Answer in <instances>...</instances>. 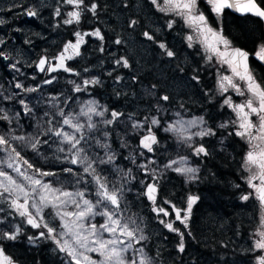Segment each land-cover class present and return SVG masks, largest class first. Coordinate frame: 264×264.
Here are the masks:
<instances>
[{
    "label": "rangeland",
    "instance_id": "obj_1",
    "mask_svg": "<svg viewBox=\"0 0 264 264\" xmlns=\"http://www.w3.org/2000/svg\"><path fill=\"white\" fill-rule=\"evenodd\" d=\"M157 3L163 6V0L162 2L157 0ZM135 6V13L139 16L141 10L139 0H136ZM156 7L155 5L154 8L157 9V14L163 16L172 13L174 17H179L185 23L184 18L175 14V12H163ZM57 8L60 9L61 13L59 16L55 15ZM28 9L38 13L37 16L30 19V22L25 20ZM73 10L83 11V9H74L72 5L64 3L63 0H0V20L4 21L0 24V40L4 41L3 44H0V51L10 58L5 60L0 57V92L3 93V96H0V108L5 109L12 118L11 122L0 120V135H7L12 147L23 158L15 163L23 171L38 176L53 188H62L67 191L84 190L85 185L83 182L78 184L75 175L64 171L66 168H71L73 172L82 173L83 168L80 165H72L64 159L65 153L57 151V148L62 146L57 137L54 135L45 136L42 133L50 126L62 127L64 131L71 133L73 131L71 128L62 125V117L55 115L53 118V114L58 109H63L65 113L78 114L83 105L89 101H94L101 109H107V112H105L103 118L93 116V121L99 122L101 119H110L112 111L121 113L118 120L111 126L99 125L101 129L108 131L107 143L116 156L112 164L99 165V168L104 169L103 175L108 177L116 187L123 188L121 204L123 211L121 215L135 221L139 228L143 230L142 234L147 237L146 240L140 243L134 242L133 248L124 254L127 262L139 261L140 256L136 249L143 248L144 254L149 257L152 264H163L164 261H166L165 264H171L172 262H177L176 264H246V259L249 264H258L259 258L264 256V250L255 248L254 244L259 239L258 231L264 230L261 229L262 219H264V206L258 200L255 189L249 187L247 182L249 176L252 175V172L246 171L244 168V158L250 150L248 139L241 138L247 143V147L243 150V159L240 161L241 171L239 173L243 185H239V188H242L243 191L237 196V200H240V202H237V207L238 209H250L251 200L256 199L257 216L255 217V214L252 213L250 215L242 213L243 217H237L233 214L232 220L231 218H225L222 213L211 214L208 211L202 215L201 207L205 206L203 209L208 208V206L213 208L216 207V204L207 201L206 190L202 194L198 193V189L204 181L203 173L206 165H203L204 162L200 160L205 155L195 153V148L201 146L203 142L205 150L209 153L207 156L219 151L223 155H229L230 159L234 157L235 151L230 147V141L231 139L233 141V137L227 136L223 132L226 129H232L236 132V123H229L230 121H236V114L229 107L230 115L229 113L228 115L225 114L223 118L220 115L221 117L216 120L217 113L210 105H216L219 111L224 107L225 99L231 98L233 104L243 103L247 99V93L241 96L229 87L231 97H223L222 100L220 97L222 92L218 86V81L222 75L218 68L217 72L213 71L212 65L215 61H213L211 51L206 50L202 41L199 42L202 36L195 30L194 26L185 23V27L190 29L188 36L193 39L189 41L188 36L181 39L179 34L175 35L178 22L169 19L164 25L161 19L155 16H153L151 24L149 23L153 37L151 42L146 41L143 30L138 31L137 29L135 31L137 33L136 37L133 36V32L128 35L127 41L122 43L126 46V49L122 50L115 60H106L105 57L99 60V58L90 57L87 61L86 56L79 48V55L74 56L73 54L71 59L72 69L76 70L75 74L68 75L61 71L38 73L35 69V63L40 55L45 54L50 57V60H53L63 51L65 44L69 43V40L62 37L61 29L63 30L64 27L70 28L77 24L76 22L72 24L64 23V20L68 18L67 13ZM123 10V13L127 12L126 9L123 8ZM123 13L120 16L123 17ZM64 14L65 18H61L62 20L59 21L58 18L61 15L64 16ZM132 20L138 23V18L135 17ZM169 22H172L171 28L168 27ZM33 23L41 24V27L37 28ZM46 23L48 28L43 27ZM12 33L16 34V37L10 40L7 39V36ZM28 33H31V35H28ZM19 36H21V41L16 40ZM60 39L64 42H61ZM164 39L167 42L163 43L162 40ZM37 40L40 43H36ZM116 40L118 39H115V43ZM196 42H199V47L203 53L201 56L179 52L181 50L180 43H184L182 48L185 45L186 48L192 49ZM190 43L191 47H189ZM161 44L165 45V48L162 49ZM116 45L121 44L116 43ZM97 51L99 54L102 53L101 47ZM167 51H172L174 56H167ZM124 60H127L128 67L123 66ZM216 60L220 63L218 57ZM106 61L114 63L116 67L111 66V64L110 67H107ZM117 61H121V63H117ZM13 64L16 65L15 69L11 67ZM200 71H205L206 75H203V77L207 83L214 82L216 85L210 92L203 91L206 90L203 85H197L200 82V79L198 80ZM111 73L114 75H111ZM228 76L232 75L228 74ZM193 77H196V79H193ZM93 79L98 80L99 83L84 85L85 80L91 81ZM47 80L52 82L45 83ZM233 80L235 82L234 77ZM18 82L23 84L24 88H35L36 91L26 92L23 89H17L15 84ZM77 85L82 89L80 92L75 91ZM153 85H155V88H153ZM99 89H102L101 91H105V93L109 89V97L95 96L92 90L100 93ZM199 89L203 91L202 95L204 97L198 93ZM13 94H15L14 99H4V97ZM234 94H237L238 98L234 99ZM164 95H168L170 100L163 101L159 99ZM214 95L217 97L215 98ZM21 100L32 109L31 113L25 112L24 106L20 104ZM109 101H111L110 104ZM202 104L205 107L201 106ZM46 112L49 113L47 117H45ZM17 113H19L18 116ZM206 113H212V115L207 116ZM0 115H3V113H0ZM197 117H203L205 124L188 129V133H194L199 131L200 128L208 127L214 130L215 135L210 137L193 136L190 143H185L180 139V133L165 131L169 124H175L179 120L188 121ZM152 118L158 119L160 124L152 125ZM77 119L80 123L87 122V118L84 116H77ZM48 120H52L53 125H49ZM133 121L140 122L142 126L133 128ZM221 124H226L227 127H220ZM149 127L158 141L157 144L153 145L152 152L140 147V138L148 134ZM188 133H185V135ZM37 135H39L41 141L47 140L48 143H41L36 151L24 141L11 139L12 136L27 138ZM91 135H94L101 143L105 142L102 132H95ZM90 143L92 144V152L103 157L104 149L97 146L94 140H90ZM125 143L126 146H122ZM253 143H256V141ZM246 150L247 152L244 153ZM10 155L15 156L11 148L0 145V171H5L14 179L21 180L13 169L7 167V163L10 162ZM181 157L184 158L186 164L179 163ZM23 160H27L33 167L29 169L27 165L23 164ZM173 160L178 163L171 168H167L166 165ZM141 165L145 167L142 168ZM178 166L197 168V179L189 180L186 176L174 171V168ZM36 169H40L41 172L52 173V175L39 176L35 171ZM116 169L123 172L131 170L127 183L121 179V175ZM255 171L256 169H253V172ZM86 179L90 180V177H86ZM150 183L157 186L158 198L155 201H159H147L149 203L147 207L150 211L156 207V211H153L151 217L145 214L148 210L145 209L144 202L141 200L143 196L145 197V188ZM253 183L258 185L259 180H254ZM173 187H175V192H171ZM169 191L172 196H175L174 202L171 201ZM245 195L248 196L247 200L242 199ZM189 196L199 197L202 205L199 207V213L195 218L191 213L188 215L186 227L185 223L177 219V210L183 218L187 211ZM86 198L93 202L96 201L94 184L87 186ZM160 209H163V211H160ZM44 215L45 220H50L59 230L60 220L54 218L55 214L50 208L44 210ZM249 217L253 220L248 221ZM245 220L248 223L254 222L251 226L253 229L249 232L244 229L248 226L240 228L242 223L244 225ZM89 222L99 225L104 223V217L97 215L90 218ZM166 223H172L173 227L179 230V235L176 234L177 231H170L166 228ZM193 224L195 225L191 230L190 226H193ZM26 226L32 228L26 223L25 218L17 215L9 207L7 201L0 202V232L15 231L17 227L21 229V234L17 240H0V242L8 243L13 250L16 249L17 243H20V241L29 250L36 249L42 243L40 242L41 239L34 244H30L28 241L29 236L25 241L20 238ZM32 229L37 230L36 233L46 231L43 228ZM180 232L183 234V252L179 251ZM103 236L108 238L107 233H104ZM228 242L233 244L238 242L241 250L232 255ZM50 247L55 251H59L54 242ZM243 248L245 249L243 250ZM190 250H196L197 252L191 254ZM222 251L226 253V255H223L226 258L219 255V253L223 254ZM158 253H161L164 257L163 260ZM86 255L95 261L102 259L96 252H88ZM59 259L61 264H69L70 262V258L64 252L59 251Z\"/></svg>",
    "mask_w": 264,
    "mask_h": 264
},
{
    "label": "snow or ice",
    "instance_id": "obj_2",
    "mask_svg": "<svg viewBox=\"0 0 264 264\" xmlns=\"http://www.w3.org/2000/svg\"><path fill=\"white\" fill-rule=\"evenodd\" d=\"M64 3L72 5L74 9H85L94 15L97 12L98 5L92 2L90 5L85 4V0H63ZM211 6V10L219 18L225 9H234L242 13H250L251 15L264 20V6H261L257 0H207ZM153 5H156L160 11L175 12V14L184 18L185 23L189 26H194L195 30L203 37L202 43L205 45L206 50L216 54L224 63L228 64L231 69L232 76H222L218 81V86L221 92H226L228 88H232L238 95L244 96L247 93V99L243 103L233 104L231 98H227L224 104L232 108L236 114V121L229 123H236L237 130L236 136L247 138L250 150L246 153L244 158V168L246 171L252 172L247 182L249 187L254 188L258 194V199L262 206H264V84L258 83L248 69V53L240 48H231L230 41L223 35L222 30L215 31L209 26L208 20L203 12L197 9V0H163V6L158 5L157 0H151ZM26 14L28 16H37V12L28 9ZM60 9L57 8L55 15L59 16ZM67 19L64 20L65 24L78 23L81 17L80 10H73L67 13ZM4 23L0 20V24ZM137 21L132 20L131 27L136 25ZM168 27H172V22H169ZM92 35L103 39L99 29L95 30ZM77 39L74 43L69 42L65 44L63 51L53 58L54 63H49L46 57L40 58L36 67L42 72H53L62 68L65 72H71L72 69L65 65V60H70L73 57L66 55L71 50L74 55H79L80 45L83 43V35L79 32L75 33ZM144 36L151 40L153 37L145 32ZM211 37V42L209 41ZM193 38L188 37L191 41ZM4 41L0 40V44ZM117 44L121 40H116ZM222 44L226 50L230 51L221 52L218 45ZM163 49L165 45L161 44ZM191 47V43L189 44ZM257 58L264 61V44H261L256 53ZM167 56L172 57L174 53L167 51ZM0 57L7 60L10 59L8 55L0 51ZM211 59V57H209ZM121 63V61H117ZM47 65V66H46ZM123 66L128 67L127 60L123 61ZM13 69L16 65H11ZM18 70V69H17ZM233 77H237L240 81L244 82V86L234 83ZM196 79V77H193ZM51 80L45 83H51ZM98 80H85L84 85L97 84ZM17 89H23L26 92H34L35 88H24L21 83H16ZM155 88V85H153ZM82 89L79 85L76 86L75 91L80 92ZM151 94V93H149ZM0 96L3 93L0 92ZM15 94L4 97V99L12 100ZM55 99V98H53ZM163 101H169L170 97L164 95L159 97ZM66 102V101H65ZM20 104L24 106L26 113H31L27 104L23 100ZM183 107V105H182ZM107 109H101L94 101H89L81 107L78 114L65 113L63 109H58L55 115L62 117V125L71 128V133L63 130L62 127L50 126L42 135H54L59 139L60 147L57 148L58 152L65 153L64 159L68 160L72 165H80L83 172H73V169L66 168L65 172L73 174L77 177L76 182L79 184L84 183V190L67 191L62 188H53L50 184L43 182L38 176L30 175L23 171L21 167L16 164L17 160H22L20 153L12 147L7 135H0V145L11 148L12 153L9 156L7 167L13 169L21 180L14 179L5 171H0V202L7 201L9 207L20 217L25 218L26 223L32 228H43L46 231H40L38 235L29 236L28 241L30 244L36 243L39 239L52 240L60 252L66 253L70 258L69 264H152L147 255L144 254L143 248L136 249L139 254V261L132 260L127 262L124 254L133 248V243H140L147 239L142 234V229L131 218H124L121 213L123 211L121 204L123 198V188L116 187L108 177L103 175L104 169H100L99 165L112 164L115 159V153L112 151L111 146L107 143L108 131L99 127L100 124L104 126H111L116 122L121 113L112 111L110 119H101L99 122L93 121L92 117L97 116L103 118ZM0 120H8L11 122V117L5 109L0 108ZM19 113H17V116ZM49 113H45L47 117ZM77 116H84L87 118L86 123H80ZM252 116L256 117L254 123L251 119ZM131 119V117H129ZM147 118L145 120V123ZM49 125H53L52 120H48ZM59 124V122H57ZM152 125L160 124L156 118H152ZM205 124L203 117H197L192 120L183 121L179 120L175 124H169L165 131L180 133V139L185 143H190L193 136H212L215 135L213 129L205 127L200 128L199 131L188 133V129L199 127ZM141 123L133 121L132 127H141ZM220 127H227L226 124H221ZM95 132H102L104 143L96 139L93 134ZM185 133H188L185 135ZM11 139L26 142L34 151L38 150L41 143H48L47 140L41 141L39 135L35 137L12 136ZM90 140H94L95 144L104 149V156L100 157L92 152V144ZM256 141V143H253ZM155 134L149 127L148 134L144 135L140 140V147L146 149L148 152L153 151V145L157 144ZM66 146V147H64ZM122 146H126V143ZM197 155L203 154L205 156L209 153L201 145L195 148ZM135 162V161H133ZM178 162L173 160L167 168H171ZM179 163L186 164L183 157L180 158ZM23 164L27 165L29 169L33 167L27 160H23ZM141 167H145L141 165ZM253 169H256L253 172ZM39 176L52 175L49 172H41L40 169L35 170ZM121 175V179L127 183L129 172H123L116 169ZM174 171L186 176L189 180L197 179V168L188 166H178ZM86 177H90L86 179ZM259 180V184H254V180ZM94 184L96 188V201H91L86 198L87 186ZM155 187L151 184L147 186L148 198L154 200L152 195L155 192ZM198 198L189 196L187 200V212L181 218L179 210H177V219L185 223L188 220V215L191 212L193 204ZM247 200L248 196L242 197ZM50 208L55 214L54 218H59V230L56 225L50 220H45L44 210ZM102 209V210H101ZM153 211H156L154 208ZM163 211V209H160ZM97 215L104 217V223L95 224L90 223V218ZM167 215V213H165ZM163 223V221H162ZM165 227L170 231H179L173 227L172 223H166ZM261 229H264V219H262ZM107 233L108 238H104L103 234ZM21 234V229L17 227L15 231L0 232V240L15 241ZM259 239L255 241L254 247L264 250V230L258 231ZM179 251H184L183 234H181V242L179 244ZM96 252L102 258L100 261H95L86 253ZM0 264H14V261L5 254L3 248H0ZM258 264H264V256L260 257Z\"/></svg>",
    "mask_w": 264,
    "mask_h": 264
},
{
    "label": "flooded vegetation",
    "instance_id": "obj_3",
    "mask_svg": "<svg viewBox=\"0 0 264 264\" xmlns=\"http://www.w3.org/2000/svg\"><path fill=\"white\" fill-rule=\"evenodd\" d=\"M86 1H87L86 5H90L92 2H96L98 5L97 12L95 15L93 13L87 11L86 8L83 9V11L81 12L84 29L81 33L83 35V43L80 45V49H81L83 55L86 56L87 61L90 59V57H95V59L99 58V60L102 59L103 57H105L106 60H109V59L115 60V58L117 56H119L121 51L126 49V46H124L122 43L124 41H127L128 35H130L133 32H134L133 36L136 37L137 33L135 31L137 29H138V31L143 30L144 33L148 32L152 36L151 29L149 28V23L151 24L153 16L159 17L161 19V21L164 23V25H166V23L168 22L169 19H174V22H178V24H177L178 27L175 29V35L179 34L181 39L184 38L185 36H188V31L190 30L187 27H185V25H184L185 23H183L182 19H180L179 17H174L172 13L168 14V15L164 14L163 16L157 14L156 13L157 9L154 8L155 5H153L151 3V0H139V6L141 8L139 16L136 15V13H135L136 0H91L89 3H88L89 0H86ZM263 6H264V4H263ZM123 8L126 9L127 12L123 13V11H124ZM197 9L199 12L204 13L205 17L208 20L209 26L212 27L213 30H215V31L222 30L223 35L230 41L231 48H241V49H244L245 51H246V48L251 49V52L247 51L249 53L248 69L251 72V74L253 75L254 79H256V81L258 83L262 84V81H264V79L262 77V72H261L260 68L255 69L253 67L254 62H255V61L253 62V59L260 63V61L257 59L256 53L259 50V47L261 44L255 43L254 32L256 30L259 35L262 34V37L264 36V24H263V22L262 21L257 22L254 19L246 20L247 17L252 18L255 16L248 14V13L235 14L230 9H225L223 14L218 18L216 16V14L212 12L211 6L208 4L207 0H197ZM121 13L124 14L123 17L120 16ZM232 14L235 16H238L239 18H245L246 17V19L244 21H241V22L239 21L241 24L238 23V24L234 25V27H235L234 31H232L231 29L229 30L228 26L226 25L227 24L226 23L227 22L226 17L228 15H232ZM135 17L138 18V23L134 27H131L130 26L131 20L134 19ZM121 20H122V22L120 23ZM97 29L100 30L101 36L103 37V39H100V38L96 37L95 35L91 34ZM238 30H239V32H238ZM248 30L252 33V34H250V38H251V41L253 42V44H252V46L248 45L249 47L244 48V46L239 45L240 41H237V39L243 38L242 36H246L245 34L248 33ZM139 34H140V32L138 33V35ZM170 35H172V34H170ZM138 37H141V36H138ZM76 39H77V37L76 38L71 37L70 42L74 43L76 41ZM115 39L121 40V43H120L121 45H116ZM202 39H203V37H202ZM202 39L200 38L199 42L203 41ZM146 41L151 42V40H149L147 38H146ZM209 41L211 42V37H209ZM162 42L164 43L167 41L164 39V40H162ZM199 42H196V45L192 49L188 48V47L186 48L185 45L182 48V45L184 43L183 44L180 43L181 44V50L179 52L187 53L188 55L201 56L203 53L199 47ZM100 47L102 49V53L99 54L97 50H99ZM218 47H219V50L221 52H225V51L230 50V49L226 50L222 44L218 45ZM252 48H253V51H252ZM210 53L213 55V59H214L213 61H215V63H213V65H212L213 71L215 70L217 72V68H218V70L222 76H228V74L232 75L231 69L229 68L228 64L224 63L216 54H214L212 52H210ZM66 55L73 56V52L70 50L68 53H66ZM74 56H76V55H74ZM217 57H218L220 63L216 60ZM47 60L49 61L50 64L54 63V60H50L49 56H47ZM64 63L67 67H69L71 69L73 68L72 67L73 63L71 62V59L65 60ZM105 63H106L107 67H110V64H111V66L116 67V65H114V63H110L108 61H106ZM201 68H202V66H201ZM56 71H61L63 73H66L65 71H62L60 69H57ZM73 71H75V70L73 69ZM66 74H68V73H66ZM73 74H75V73H73ZM73 74H68V75H73ZM203 75H206L205 71H200L198 74V80L200 79L201 83L198 82L197 85H199V84L203 85V87L206 89L203 91H209L210 92L211 89L213 87H215L216 85L214 84V82L207 83L205 78L203 77ZM234 78H235L234 83L239 84L241 87L244 86L243 81H240L237 77H234ZM203 91H201V89H199L198 93L202 95ZM230 93H231L230 88H228V90L226 92H223L220 95V97L222 98V100H223V97L224 98L229 97V96L231 97ZM234 95H235L233 97L234 99H236V97L238 98L237 94H234ZM214 96H215V98L217 97L216 95H214ZM219 100H217V101H219ZM201 106L205 107L204 104H202ZM210 106H213V108L215 109V111L217 113L216 114V120L218 119V117L220 118L221 116H222L221 118H223L225 114L228 115V113L230 111V108L227 107L226 105H223L224 107L221 108L219 111H218L216 105H210ZM206 115L207 116L212 115V113L211 114L206 113ZM229 115H230V113H229ZM251 119L253 120L254 123L256 122L255 116H252ZM231 127H232V125L230 126V128ZM223 133L227 136H232L236 141H238L240 143V145L243 146V150L247 147V145H246L247 143L245 141H243L241 139V137L236 136L235 132L232 131V129H226L225 132H223ZM206 137H210V136H206ZM202 143H201V145H203ZM218 145H219V143H218ZM246 152H247V150L244 151V153H246Z\"/></svg>",
    "mask_w": 264,
    "mask_h": 264
},
{
    "label": "trees",
    "instance_id": "obj_4",
    "mask_svg": "<svg viewBox=\"0 0 264 264\" xmlns=\"http://www.w3.org/2000/svg\"><path fill=\"white\" fill-rule=\"evenodd\" d=\"M91 0L88 1V3ZM162 2V0H160ZM258 3H260L263 6V1L262 0H257ZM85 4H87V1L85 0ZM34 16H30L29 18L26 15L25 20L27 22H30V19H32ZM61 18H65V14L64 16L61 15L58 20L61 21ZM61 19V20H60ZM246 19L245 18H239L238 16L235 15H228L226 17V25L228 26L229 30L231 29L232 31L235 30L234 25L240 23L241 21H244ZM249 19H254L257 22H261L260 19H258L257 17H247L246 20ZM240 21V22H239ZM43 24V23H42ZM241 24V23H240ZM34 26H36L37 28L41 27V24H37V23H33ZM44 28H48L47 23L45 25H43ZM84 29L83 26V19H82V15L80 17V21L71 26L70 28L68 27H64V29H61V35L62 37L67 40L72 38H76L75 33L79 32L82 33ZM239 32V30H238ZM250 34H252L249 30L248 33L245 34L246 36H242L243 38H239L237 39V41L239 42V45L244 46V48L249 47L248 45L252 46L253 42L251 41L250 38ZM28 35H31V33H28ZM239 35V34H238ZM13 37H16V34H9V36H7V39H12ZM29 37V36H28ZM32 38V37H30ZM69 38V39H68ZM254 38H255V43H260V44H264V36L262 37V34L259 35L258 32L255 30L254 32ZM263 38V39H262ZM21 36L17 37L16 40L21 41ZM33 39V38H32ZM61 41V39H60ZM17 42V41H16ZM64 42V41H61ZM36 43H40L39 40H37ZM254 47V46H253ZM246 51H250L251 49H247ZM253 51V48H252ZM45 55V54H44ZM41 56V55H40ZM255 61V62H254ZM254 65L253 67L256 68H260L261 72H262V77L264 79V67L257 62L256 60L253 59ZM257 62V63H256ZM111 75H114L113 73H111ZM111 78V77H110ZM262 81V80H261ZM108 85L110 83H107ZM262 84H264V81H262ZM100 91L102 89H99ZM94 91L95 96H106L109 97L110 93H109V89H107L105 93V91H101L100 93H97V91ZM108 102V101H107ZM111 103V101H109V104ZM110 107H112L110 105ZM234 141V142H233ZM233 141L231 139L230 141V147L235 151L234 152V157L232 159H230L229 155H223L222 153H220L219 151H215L212 155L210 156H204V158H201L200 160H202L204 163L203 165H206V169L203 173V184L202 186H200V188L198 189V193L202 194V192H206L208 198L207 201H210L211 204L215 203L216 207H209L203 209L204 207H201L202 209V215H204V213L206 211L210 212L211 214H217V213H222L224 214L225 218L228 219H232L233 217L232 215L234 214L237 217H243L245 215H250L255 214V216H257L256 213V199H252L251 200V207L250 209H238L237 207V202H240V200H237V196L240 192H242V188H239V185H243L242 181H241V174L239 173V171H241L240 169V161H242L243 159V146L240 145V143L238 141H236L233 138ZM242 187V186H241ZM171 192H175V187L172 188ZM169 195L171 196V201H175V196L171 195L170 191H169ZM158 198V197H157ZM147 197L143 196L141 198L142 202H144V207L146 210H148L147 212H145V214L147 216L151 217V214L153 213V209L152 211H150V209H148L147 205L149 204L148 200H146ZM225 199H227V201H225ZM148 201V202H147ZM162 201V200H160ZM155 202H159L158 200ZM202 205V202L200 200V198L198 197V200L196 201V203H194V205L192 206L191 209V214L193 215V218H195V216H197V214L199 213V207ZM213 206V205H212ZM168 208V207H167ZM156 209V207H155ZM240 213V214H239ZM253 219L251 217H249L248 221H252ZM254 222H247L246 220L244 221V225L242 223V227L244 226H248V228H244L247 229L248 232L253 229V227H251L253 225ZM191 225L190 227L192 228L191 230H193L194 228ZM181 228V227H179ZM37 230H33L32 228H28L27 226L24 228V230L22 231V236H20V238H22V240H27V236H34L37 235L38 233H36ZM165 233V232H163ZM177 235L178 232L176 233ZM182 234V232H180V235ZM187 234V233H186ZM161 238V235L159 236ZM19 238V239H20ZM42 243H40V246H38L36 249H31L29 250L28 247H26V245L20 241V243H17V247L16 249H12L8 243H2L0 242V246H2V248L5 251V254L8 255L15 264H61V261L59 259V251H55L54 249H52L50 246L51 244H53V242L49 239H41ZM228 245L230 246L232 252V255H235L233 253L239 252L241 250L238 242L236 244L233 243H229ZM220 248V247H218ZM224 248V247H223ZM222 248V249H223ZM236 249H238V251H236ZM245 248H243L244 250ZM242 250V251H243ZM241 251V252H242ZM175 252V251H174ZM194 252H197L196 250H190V253L193 254ZM223 254L219 253L220 256L226 255V253H224V251H222ZM159 256H162L161 253H158ZM218 258V256H217ZM222 258H226V256H223ZM164 259V257L162 256V260ZM166 261H164L163 264H165ZM177 262H172L171 264H176ZM246 264H249V261L246 259L245 260ZM168 264V263H167ZM189 264V263H187Z\"/></svg>",
    "mask_w": 264,
    "mask_h": 264
},
{
    "label": "water",
    "instance_id": "obj_5",
    "mask_svg": "<svg viewBox=\"0 0 264 264\" xmlns=\"http://www.w3.org/2000/svg\"><path fill=\"white\" fill-rule=\"evenodd\" d=\"M263 1V4H264V0H262ZM232 12H234L235 14H244V13H242V12H239V11H236V10H234V9H231V8H229ZM248 14H250V13H248ZM28 17H30V16H28ZM260 19V18H259ZM261 20V19H260ZM262 22H263V24H264V20H261ZM241 49V48H240ZM243 51H245L244 49H242ZM230 51V50H229ZM247 52V51H246ZM248 53V52H247ZM248 56H249V53H248ZM42 57H46L45 55H42V56H40L39 58H38V60H37V62H36V65H37V63L39 62V60H40V58H42ZM47 58V57H46ZM258 59V58H257ZM259 61H260V63L262 64V66L264 67V61H262V60H260V59H258ZM247 64H248V60H247ZM36 65H35V67H36ZM36 70L38 71V72H42V71H40L37 67H36ZM60 70H62V71H64L62 68H60ZM75 71H71V72H66V73H74ZM147 135V134H146ZM143 137V136H142ZM141 137V138H142ZM141 138H140V140H141ZM151 185H153L154 187H155V192H153L152 193V195L155 197V199L157 198V193H158V188H157V186L156 185H154V184H152V183H150ZM149 185V184H148ZM147 185V186H148ZM147 186H146V188H145V196L147 197V199H148V201L149 202H152V201H154V200H150L149 198H148V192H147ZM255 192H256V190H255ZM256 194H257V192H256ZM257 196H258V194H257ZM196 197V196H195ZM198 200V199H197ZM196 200V201H197ZM15 264V263H14Z\"/></svg>",
    "mask_w": 264,
    "mask_h": 264
}]
</instances>
